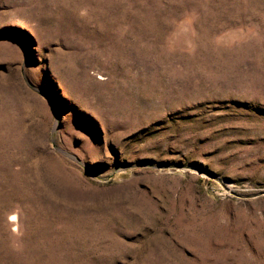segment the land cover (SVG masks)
Segmentation results:
<instances>
[{
    "label": "rangeland",
    "instance_id": "rangeland-1",
    "mask_svg": "<svg viewBox=\"0 0 264 264\" xmlns=\"http://www.w3.org/2000/svg\"><path fill=\"white\" fill-rule=\"evenodd\" d=\"M0 264H264V0H0Z\"/></svg>",
    "mask_w": 264,
    "mask_h": 264
}]
</instances>
